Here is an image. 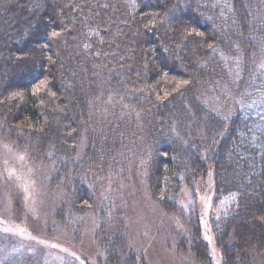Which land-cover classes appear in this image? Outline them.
<instances>
[{
  "label": "trees",
  "instance_id": "16d2710c",
  "mask_svg": "<svg viewBox=\"0 0 264 264\" xmlns=\"http://www.w3.org/2000/svg\"><path fill=\"white\" fill-rule=\"evenodd\" d=\"M263 54L264 0H0V134L52 165L76 210L94 203L86 179L131 165L173 208L212 165L222 263L247 264L248 249H264ZM220 87L224 113L205 97ZM188 211L193 250L207 260ZM117 236L109 243L124 253ZM0 264L17 263L0 252Z\"/></svg>",
  "mask_w": 264,
  "mask_h": 264
},
{
  "label": "rangeland",
  "instance_id": "374dc122",
  "mask_svg": "<svg viewBox=\"0 0 264 264\" xmlns=\"http://www.w3.org/2000/svg\"><path fill=\"white\" fill-rule=\"evenodd\" d=\"M232 65L238 67L237 62ZM261 65H264V54L258 60L257 70H264ZM228 70L233 74L231 84L236 83L235 72L232 68ZM220 91L221 96L217 94L216 98L214 93L206 94V102L225 111L231 108V102H222L223 87ZM82 141L77 156L85 147ZM3 144L12 148L7 156ZM17 155H24L25 159L18 161ZM119 172L121 175L107 174L93 185L86 179L94 203L81 205L76 210L70 191L63 184L53 183V166L33 162L27 151L0 134L2 259L17 264H80L81 261L84 264H223V253L216 244L209 221L215 183L212 165L194 177L192 185L182 188L173 208L153 199L142 165L136 172L132 165L122 167ZM191 207L196 213L200 237L207 245V260L195 253L188 237L190 227L185 219ZM113 209L119 210L120 216L112 213ZM112 215L115 220L110 223ZM104 229L116 236H104ZM118 233L123 234L127 245L124 253L120 243H109ZM246 253L247 264H264V249L251 248ZM237 255L240 257L236 251ZM238 263L242 264L243 259Z\"/></svg>",
  "mask_w": 264,
  "mask_h": 264
},
{
  "label": "snow or ice",
  "instance_id": "6c2138e0",
  "mask_svg": "<svg viewBox=\"0 0 264 264\" xmlns=\"http://www.w3.org/2000/svg\"><path fill=\"white\" fill-rule=\"evenodd\" d=\"M52 35L53 36H57V35H59V33H55L54 32ZM197 35H199V33H197ZM261 67H264V65H261ZM187 83H188V81H186V80L185 81H182V82H178V86H180V84H185L186 85ZM46 86H47V81H41L40 84L34 89V94L43 91ZM2 148H3V152H4L5 156H7V154L12 151L11 146L8 145V144H3L2 145ZM16 159L18 161H23L25 159V156L24 155H17ZM4 163L7 164L8 163V160L5 159L4 160ZM8 175L11 176L12 173L9 172ZM202 223H203V221H202ZM5 231H9V230L8 229H5ZM21 231H23V229H21ZM205 239L207 240L209 238L207 236H205ZM76 259L79 260V257H76ZM80 264H84V262L81 261Z\"/></svg>",
  "mask_w": 264,
  "mask_h": 264
}]
</instances>
